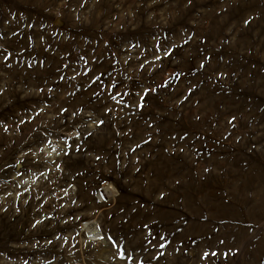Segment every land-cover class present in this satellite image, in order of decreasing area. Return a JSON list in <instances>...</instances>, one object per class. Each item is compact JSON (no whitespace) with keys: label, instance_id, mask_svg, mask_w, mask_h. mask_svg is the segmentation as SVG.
Wrapping results in <instances>:
<instances>
[{"label":"rangeland","instance_id":"374dc122","mask_svg":"<svg viewBox=\"0 0 264 264\" xmlns=\"http://www.w3.org/2000/svg\"><path fill=\"white\" fill-rule=\"evenodd\" d=\"M0 264H264V0H0Z\"/></svg>","mask_w":264,"mask_h":264}]
</instances>
